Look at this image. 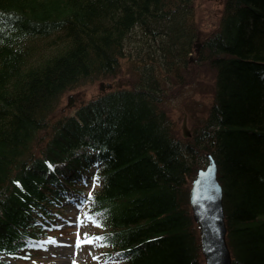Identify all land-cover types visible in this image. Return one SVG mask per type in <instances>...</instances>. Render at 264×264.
<instances>
[{
	"label": "trees",
	"instance_id": "16d2710c",
	"mask_svg": "<svg viewBox=\"0 0 264 264\" xmlns=\"http://www.w3.org/2000/svg\"><path fill=\"white\" fill-rule=\"evenodd\" d=\"M195 1L0 0V254L24 261L35 251L29 241L47 232L56 195L82 189L91 148L104 160L93 200L108 214L107 256L205 264L189 182L209 152L224 188L232 264H264V0H225L218 27L203 38ZM191 57L213 76L200 83L212 80V104L184 138L162 107L163 84L182 92ZM128 73L130 88L52 121L69 91ZM39 132L50 138L33 156ZM0 264L10 263L0 256Z\"/></svg>",
	"mask_w": 264,
	"mask_h": 264
},
{
	"label": "rangeland",
	"instance_id": "374dc122",
	"mask_svg": "<svg viewBox=\"0 0 264 264\" xmlns=\"http://www.w3.org/2000/svg\"><path fill=\"white\" fill-rule=\"evenodd\" d=\"M225 0H196L195 1V20L200 29V36L202 34L203 38L206 35H209L213 31L216 30L218 27L221 13L224 7ZM200 38V37H198ZM138 40V41H137ZM135 45L137 47H142L144 44L140 41V39L135 40ZM202 42V41H201ZM136 55V54H135ZM140 58V57H139ZM193 58V57H192ZM129 58L125 59V65L128 64ZM193 64L189 70V76L192 77L189 84L183 88L182 92L175 88L173 83L168 81V84H163L164 90L167 93V98L162 102L163 109L168 113L169 119L173 122V128L176 132L183 135V124L186 123L187 131L191 134L192 130L196 127V112L199 116L207 114V108L211 106V94L209 90L212 88V80L206 79V82L202 85L201 79L205 75L209 78H212V74L204 67V65H198L193 58ZM122 78H118L117 80L122 83V87L130 88L133 84V73L126 74L127 77L123 78L124 75H120ZM136 78L134 79L135 82ZM116 81V83H118ZM212 85V86H211ZM200 95L197 97L195 96L196 91L193 89H201ZM175 88V89H174ZM174 89V93L170 90ZM100 90L99 82L95 81H86L83 83L82 86L78 87L77 89L73 90L74 94H80L81 99L80 101H89L90 99L94 98ZM186 90L187 92H184ZM181 92V93H180ZM194 92V93H191ZM179 94L178 97L172 98L174 95ZM68 94L61 99V103L59 107L56 109L55 113L52 115V121L57 120L65 115H73L74 110L63 111V108L66 107L68 104ZM190 97H194L191 101L189 100ZM80 101L78 103H80ZM188 105L193 106L194 108L189 111ZM45 135H40V140L38 141V148L42 144L45 143ZM206 161H203L202 167L206 166ZM92 170H95L93 168ZM91 174V172H89ZM192 180L189 182L191 185ZM92 183V182H89ZM189 185V187H190ZM83 197H86V195ZM88 199H81L80 201L77 200V204L69 203L67 207L64 209L63 214L60 216L61 219H66L63 224H58L59 228L65 230L66 226L72 227L74 230L73 232H58L57 236L66 235V236H73L69 237L67 241L62 243L60 238H55L58 243H48L49 238L44 239L40 243H38V247L43 251L38 257H33L29 262L26 261L25 264H93L94 262H101V263H109V261H113L110 259L109 261L106 258L108 248L102 244V238L95 239L93 244H81L79 247L76 246L77 241V231H79L81 238H84V234L88 233L92 237H96L94 233L96 231L100 232L97 227L90 221H88L87 217L91 216L95 220H98L96 215H91L89 213L83 214L84 211L87 212L88 206L85 208V204L87 203ZM86 209V210H85ZM84 219V224L77 227V218ZM76 223H70L74 222ZM70 224V225H69ZM93 225L94 228L91 226ZM61 231V230H60ZM41 245H44L43 247ZM104 247V249L102 248ZM3 259L8 261L11 264H18L17 261L12 258L11 256H4L1 255ZM95 257V258H94ZM60 261V262H58Z\"/></svg>",
	"mask_w": 264,
	"mask_h": 264
},
{
	"label": "water",
	"instance_id": "95a60500",
	"mask_svg": "<svg viewBox=\"0 0 264 264\" xmlns=\"http://www.w3.org/2000/svg\"><path fill=\"white\" fill-rule=\"evenodd\" d=\"M199 50H197L198 52ZM113 84L101 85L104 90ZM69 106L73 104L69 98ZM185 137H189L186 123L183 124ZM206 168L200 169L190 189V206L193 218L199 226L202 253L206 264H232V255L227 243V226L223 204L224 188L219 181V167L212 154L207 155Z\"/></svg>",
	"mask_w": 264,
	"mask_h": 264
},
{
	"label": "snow or ice",
	"instance_id": "6c2138e0",
	"mask_svg": "<svg viewBox=\"0 0 264 264\" xmlns=\"http://www.w3.org/2000/svg\"><path fill=\"white\" fill-rule=\"evenodd\" d=\"M45 163L48 164V167H49V168H53V165L51 164V162L46 161ZM92 179H93L94 181H96V182L99 181V177H98V176L92 177ZM16 183H17L18 185L20 184L19 181H16ZM91 186H92V187H95V184H92ZM88 195L91 196L92 193L89 192ZM85 199H86V197H85ZM87 219H88V221L92 222L96 227H101V226H102V224H101V222H100L99 220H95V219H94L93 217H91V216H88ZM83 224H84V219L78 217V218H77V227L79 228V227L82 226ZM95 239H100V237H92V236H90L88 233H85V234H84V238H81V235H80L79 231H77V241H76V246L79 247L81 244H93ZM48 243H54V244H55V243H58V242L56 241L55 237H51V238H49ZM41 246L43 247L44 245H41ZM25 258H27V257H25ZM94 258H95V257H94Z\"/></svg>",
	"mask_w": 264,
	"mask_h": 264
}]
</instances>
